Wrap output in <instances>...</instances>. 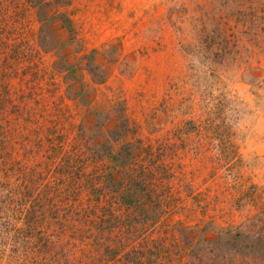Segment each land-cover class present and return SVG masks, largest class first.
<instances>
[{
    "label": "rangeland",
    "instance_id": "1",
    "mask_svg": "<svg viewBox=\"0 0 264 264\" xmlns=\"http://www.w3.org/2000/svg\"><path fill=\"white\" fill-rule=\"evenodd\" d=\"M73 146L138 220L78 241L43 218L0 264H264V0H0V179L62 181Z\"/></svg>",
    "mask_w": 264,
    "mask_h": 264
},
{
    "label": "trees",
    "instance_id": "2",
    "mask_svg": "<svg viewBox=\"0 0 264 264\" xmlns=\"http://www.w3.org/2000/svg\"><path fill=\"white\" fill-rule=\"evenodd\" d=\"M10 100V97H5L2 100L3 104H1V108H8L11 103ZM20 130H22V133L20 132V138L24 144V140L27 137H24L23 129L20 128ZM34 133H36V130L31 131V134ZM73 150H75V146L71 148V151H68L69 154L67 157H61L64 167L60 166L59 173L62 176V181H51V179L47 178L48 176L43 177V175H48V172L43 171L40 167H38V170L35 169V171L29 174L31 177H29L28 190L21 189L18 186H15L13 189H8L7 183L0 179V235L7 236V234H12V240L23 243L25 238L34 236L35 233L41 234L38 225L43 218L47 222L49 221L48 218L60 224L66 222L69 226L68 228L73 230L71 232L72 240L75 232L74 229H77L78 233L75 239L79 238L78 241H81L82 232H88L89 230L91 233L95 231L101 232L104 229L112 230L113 227H117L119 224H126L127 217L122 218V214L117 215L115 214L116 212L100 207L99 191L102 183L105 184L107 182L108 177L104 176L107 177L104 179L98 167L88 171L90 166L89 159L84 156L83 152L75 154ZM74 155L77 158H74ZM7 164L10 166L12 163ZM1 167L3 169L4 165L1 164L0 169ZM112 179V177H109L108 185L111 186L112 190H115L117 185L115 179ZM59 182L62 188L57 185ZM82 197H85V203L81 201ZM119 198L122 200L121 194ZM129 203H134V201L130 199ZM148 209L155 211L153 208ZM153 211L147 210L143 217L145 219H155L156 215L152 213ZM129 215L130 213L123 214V216ZM136 218L132 220H138ZM132 220L126 225L132 224ZM114 239L116 240V238ZM37 240L39 241V239ZM101 243L99 242L98 244ZM43 245L44 249L46 243H43ZM119 246L120 239H118L117 245L113 248L106 245L104 252L111 251L114 256ZM135 256L119 257L118 262L119 264H159L157 262L165 258L147 257L148 259L144 261L142 257ZM101 257L104 256L101 254L99 258ZM108 258L114 260L110 264H117L116 257ZM191 264H197L196 259Z\"/></svg>",
    "mask_w": 264,
    "mask_h": 264
}]
</instances>
